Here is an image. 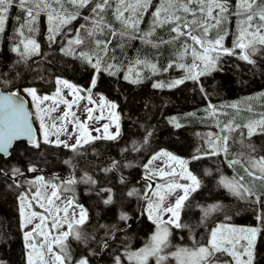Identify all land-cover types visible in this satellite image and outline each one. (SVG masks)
Returning <instances> with one entry per match:
<instances>
[{"label":"snow or ice","instance_id":"snow-or-ice-1","mask_svg":"<svg viewBox=\"0 0 264 264\" xmlns=\"http://www.w3.org/2000/svg\"><path fill=\"white\" fill-rule=\"evenodd\" d=\"M0 41V206L22 264H264V110L209 88L228 61L264 75V0H0ZM148 80L205 101L183 117L210 129L188 155L154 146L151 115L125 120Z\"/></svg>","mask_w":264,"mask_h":264},{"label":"trees","instance_id":"trees-1","mask_svg":"<svg viewBox=\"0 0 264 264\" xmlns=\"http://www.w3.org/2000/svg\"><path fill=\"white\" fill-rule=\"evenodd\" d=\"M8 35H11V28ZM0 48L4 49L3 59L7 61L10 53H7V44L0 41ZM131 54V53H130ZM168 53L165 51L164 55L160 57L161 64H166ZM235 61H228L225 64V70L221 73H215V79L209 85L210 90H214L212 102L220 104L222 102H235L242 101L245 97L256 96L260 92H264V75H261V70L257 69L255 73L246 70V67L239 69L231 67ZM242 63V62H240ZM63 66L62 64L60 65ZM68 77L75 82L84 83L81 79L80 73L73 74L71 67H69ZM171 75L175 76L178 73L173 72ZM167 79V75L161 77ZM151 80L145 81L141 86H132L130 91H126L125 95L128 99L124 102L127 106L124 107L125 120L128 116L151 115L153 119L151 123L157 126V143L155 147H167L169 150L177 152L179 155H188L191 147L197 142L196 132L204 133L209 131L207 123H201L194 119H183L186 113L203 109L205 101L201 98L198 92L191 90V84L184 90H157L151 87ZM254 104L258 111L264 110L261 106L264 105V99H255L249 101ZM247 103H242V107ZM144 105H148L145 108ZM202 114V112H201ZM171 116L182 118L181 122L185 125L184 128L176 130L171 128L166 123V119ZM158 122V124H157ZM125 127H129L125 123ZM130 131L136 129L129 128ZM230 174V172H229ZM12 204L0 206V221H2V228L4 233L7 234L5 241L0 235V243H7V247L0 252L6 253L12 264H22V241L16 227V218L11 211ZM236 212L234 223L245 224L249 221L246 219V212L244 208H233Z\"/></svg>","mask_w":264,"mask_h":264},{"label":"rangeland","instance_id":"rangeland-1","mask_svg":"<svg viewBox=\"0 0 264 264\" xmlns=\"http://www.w3.org/2000/svg\"><path fill=\"white\" fill-rule=\"evenodd\" d=\"M245 98H247V97H245ZM245 98L242 100V102H243V103H249V101H247ZM253 105H254V104H253Z\"/></svg>","mask_w":264,"mask_h":264}]
</instances>
